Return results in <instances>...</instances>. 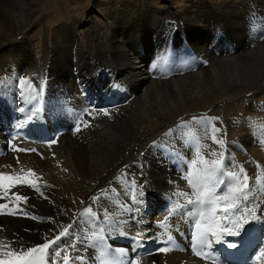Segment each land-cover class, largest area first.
I'll return each mask as SVG.
<instances>
[{
  "label": "bare ground",
  "instance_id": "bare-ground-1",
  "mask_svg": "<svg viewBox=\"0 0 264 264\" xmlns=\"http://www.w3.org/2000/svg\"><path fill=\"white\" fill-rule=\"evenodd\" d=\"M179 1L184 3L182 13L172 18L181 16L190 25L201 28L202 4ZM259 1L264 12V0ZM23 2L19 6L12 0H0V62L4 64L0 66V77H3L0 84V112H3L0 113V175L20 177L23 181H31L36 188L21 180L15 186L0 188V205H8L0 212V260L10 259L3 254L7 251L19 252L52 242L60 234H53L52 239L47 238L48 234L60 225L61 232L66 235L50 243L43 264H65L66 260L67 264H215L210 258L202 260L194 256L191 251L195 222L200 212L211 207L208 203L200 206L197 199L206 190L205 166L197 163L189 167L198 159L196 152L199 151L200 157L209 162L219 159V155L213 153H223V163L214 178L223 183L216 187V195H223L232 183L225 175L227 172H239L243 168L240 178L243 180L246 176L248 180L245 193L248 200L241 199L236 212L251 209L249 214L256 217L251 227L254 238L246 242L242 255L229 256L228 261L231 264H264L259 234L264 230V102L247 103L245 99L239 114L226 112L224 123L220 119L206 118L208 123L219 124L216 133L213 128L207 129L206 122L188 120L194 125L187 129L181 124L182 120H173L163 131L148 138L139 137L140 129L149 120L206 94H223L226 84L259 90L257 96L264 94V44L257 43L252 49L254 41L243 40L233 48L234 54L224 51L220 54L223 57H214L213 66L209 64L213 79L207 76L209 71L200 67V60L195 63L192 60L191 70L197 68L195 72L156 81L152 77L164 66L154 67L155 59L147 66L151 53L148 38L136 39L125 29L124 21L128 19L114 3L111 8L94 3L86 26L94 17L101 19L103 25V38L98 39L95 53L80 42L79 30H84V26L74 21L52 31L51 57L47 49L38 65L30 57L29 43L17 41V36L30 26L34 16L33 4L29 0ZM136 4L124 3L122 7L133 8ZM140 4L138 11L150 10L153 5L151 0H141ZM203 4L206 6L203 11L224 15L228 20L240 15L238 12L242 11L245 1L209 0ZM165 9L168 10L167 5L162 11L155 8L149 15L155 34L167 23ZM142 48L148 53L146 60L138 53ZM56 58L58 61L54 65ZM60 60L64 61V68L57 69ZM107 70L113 81L100 86L101 92L105 98L115 94V103L102 106L103 111H109L107 115L93 113L81 91L86 95L92 93L91 80ZM35 71L38 77H33L34 82L24 79ZM116 80L123 86L121 93L119 88H112ZM77 81L79 89L75 86ZM90 95L88 101L92 106L94 94ZM116 103L125 106L114 108ZM213 137L223 140V146L214 142ZM188 172L193 173L191 183ZM136 185L143 186V198L139 196L141 188ZM16 195L27 197V200L15 201ZM81 198L90 200L89 204L86 201L87 207L85 203L78 204ZM63 199L73 208L83 207L79 212L75 208V221L73 215L69 219L60 215L65 207ZM141 199L143 203H138ZM37 206L42 207L41 214ZM90 210H94V214L88 220L85 213ZM9 213H14L11 214L14 218H3ZM92 217L101 222L104 235L94 225ZM98 236L105 237L107 249L104 253L100 251L103 247ZM121 239L130 241L122 244ZM147 241L158 245L167 242L168 251L135 258L136 247ZM220 248L221 245L213 243L212 248L205 251L216 253ZM234 251L228 249V252ZM219 259L223 261L224 258L220 256Z\"/></svg>",
  "mask_w": 264,
  "mask_h": 264
},
{
  "label": "rangeland",
  "instance_id": "rangeland-1",
  "mask_svg": "<svg viewBox=\"0 0 264 264\" xmlns=\"http://www.w3.org/2000/svg\"><path fill=\"white\" fill-rule=\"evenodd\" d=\"M12 1L13 3L18 4L19 6H22L24 4L23 0H12ZM29 1L30 3L33 4L34 16L32 17V22L30 26L27 29H25L22 32V34L17 36V41L20 42L26 41L29 43L30 50L32 51L30 57L31 59H33V61L38 62V65H40L42 58H44V54L47 49L48 51H50L49 56L51 57V50L54 49L53 40H52V31L59 26L73 23L74 21H76L79 26H84V30L83 29L79 30L80 42L83 44L85 48L90 47V49H93L92 53H95L94 48L97 46V43L99 42L98 39L103 38V31L101 30L102 22H100L101 19L94 17L93 21H91V24L88 27L86 26L87 20L89 18V13L91 11V6L94 3H101L102 5L108 8H111V4L114 3L115 8L119 9V11L122 13V16L128 19L124 21L125 29L133 33V36L136 39L146 38V37L148 38L147 40L149 43V48L151 53L148 56V53H146L145 50H143V48L140 49L138 53L145 60L148 56L147 66H150V64L153 62L154 59L156 60L154 63V67L164 66L162 70H159L158 75H154L152 77V79L156 81H161V80L166 81L171 78L185 76L188 73H193V71L195 72L197 68L196 69L194 68L193 71L191 70V68L196 60L197 61L200 60V62L198 61L200 63V67L204 68V70L206 69L207 71H209L207 76L210 79L211 78L213 79V77L211 76V72L209 70L210 67L209 64L211 65L212 63L213 66L214 57L220 58L222 56L220 54L223 53L224 51H227L226 54L228 55L234 54L235 52L233 51L234 50L233 48H236L238 45H240L239 43L243 40H244L243 42H246L248 41V39H252L254 41V43L251 46L252 49L256 48L255 46H257V43L264 44V12L259 7L260 6L259 4H261L259 0H253V1L249 0L250 2L248 0H244L245 4L242 6V11L238 12L240 13V15L237 18L234 19L229 18L228 20L227 18H224L225 17L224 15L220 16L216 13H213L212 11H203V9L206 7L203 4V1H209V0H191V3L195 1V3L197 4H202L200 14L202 16L201 19L203 20V22H199V24L201 23V28L196 27L193 24L190 25L186 20L184 21V19H182L181 16L179 18H175V17L172 18L174 15H179L180 13H182L184 3H181L179 0H151L153 4L152 7H150V10H148V8H144V11H138L141 8V4H140L141 0H29ZM133 2H137L136 6H133V8H126L124 6L122 7V4L124 3L132 4ZM246 3H248L249 5ZM164 4L167 5L168 7V10L166 9L164 10L166 14L165 21L167 23H163L161 27L158 29L157 34H155L151 26L152 21H149L151 19L149 15L151 14V12L154 11L155 8L157 10L162 11V9H164L165 7ZM121 7L124 8L125 10L121 11ZM106 22L109 23L108 20ZM126 22L129 24H127ZM154 26L158 27L157 24H154ZM145 29H146V33H144ZM153 38H156L154 42H153ZM210 38L213 39V44L211 41H209ZM213 49H217L218 52H215ZM163 54H165L164 59L160 58V56H162ZM200 54L203 57H206V60L209 59V61H206L204 58H202ZM205 54H208V56H205ZM192 60H194V63ZM56 61H58L57 58L56 60L54 59V65ZM60 61L58 63L57 69L64 68L62 67L64 61H61L62 63H60ZM205 61L207 62V65H203L204 63H206ZM3 65H4L3 62L1 61L0 66ZM37 74H38L37 71H35L34 73H29L25 76L24 79L25 80L30 79L29 81L34 82L35 79H33V77L34 78L38 77ZM114 75H116V73H114ZM2 80L3 77L1 76L0 84ZM110 81H113V76L112 74H110L109 71L100 72V76L95 77L94 79L91 80L93 86L92 92L94 91L93 93H98L99 96H101L102 92H101V87L99 88V86H102L103 84H105L106 86V84L109 83ZM78 83H79L78 81L75 82V86L76 84L79 85ZM113 84H112V88L114 87L113 90L115 89V87H117L120 89V93L124 91L123 86L119 83V81L116 80ZM226 86H227L226 90L223 94L220 92H215L213 94H206L202 98H199L183 106L179 105L177 107L169 109L168 111L165 112V114H162L160 116L155 117L152 120H149L147 124H144L142 126V128L143 127L144 128L140 129L141 132L139 134L140 139L148 138L155 133L163 131L164 126H166L170 121L173 120H179V121L182 120L183 122L181 124L184 127H186L187 129L188 128L192 129V126L194 124L188 122V120L195 121L198 119L200 122H205V119L207 118L205 114H213V116L215 117L210 116L208 117V119L210 120L212 118H214L215 120L220 119L221 123H224L226 112H228V114L230 115H233L241 111L240 108H242V106L244 105L245 99L247 100L246 101L247 103L251 101L253 102L259 101L260 103L264 102L263 93H260L261 95L257 96L259 90L257 91L256 89H252L247 86L239 85V84H230V85L226 84ZM76 87L78 88V86ZM251 93L253 94L252 96ZM81 94H82V98L85 99L86 104L88 103L87 107L92 109V106L90 105V101H88V99H90L91 93L88 92L87 94L89 95H85L81 91ZM115 98H116L115 94H113L111 98L110 97L105 98L104 96H102L101 97L102 103L101 102L100 103L102 104V106L104 105L105 107H108L111 106L113 103H115L114 102ZM117 103H119V101ZM117 103L115 104L116 106L114 108H121L125 106L122 104L118 105ZM228 107H230V109H228ZM101 109H102L101 113L105 114L109 112V111H103V108ZM195 116H199V117L196 118ZM205 124L207 125L208 123L206 122ZM209 124L212 125L211 127L215 130V133L216 130H219V124L217 122L211 121V123ZM214 145L216 146V143H214ZM256 145L258 146L259 143H257ZM217 147L219 148V145ZM35 153L36 152L34 151V149H32V154ZM33 156L37 157V155H33ZM42 187L50 188L49 186L46 187V185H42ZM199 189L202 191L204 190L201 187ZM71 190L73 191V188H71ZM87 198H85L86 199L85 201L81 198L79 202L78 201L76 202H78V204L80 205L83 203H85L86 205L87 203L86 201H88L89 204L90 200ZM63 201L65 203L64 205L65 207H63V209L61 210L60 215L65 219H69V217L73 215L72 220L75 221L74 218L76 219V215L73 214L75 208L76 211L79 212V210L83 209V207L79 208L80 206H78L73 208L74 206H72V204L71 205L68 204L69 202H67L65 199H63ZM76 202H72V203H76ZM194 204H196V201ZM87 206L88 205H86V207ZM36 210L39 214L42 213L41 206L40 207L37 206ZM86 210L88 211L87 208ZM89 212L85 213L86 214L85 217L88 220H90L92 214H94V210L92 211L90 210ZM134 214L135 213H133V216H135ZM85 217L83 218V220H86ZM3 218L6 219L9 218L8 220H11L12 218H14V216L9 214L8 215L4 214ZM92 219H94V217H92ZM94 224L101 226V222L98 221H95ZM99 228L101 229V227ZM60 233H61V226L58 225L53 231L49 232L47 238L52 239L53 234H60ZM68 234H72V233H68ZM97 239H100L99 236L97 237ZM101 240H103V238ZM54 241L56 242L57 238L54 239ZM81 246L83 248H86L83 243ZM64 247H66V245ZM103 247L105 246L103 245Z\"/></svg>",
  "mask_w": 264,
  "mask_h": 264
},
{
  "label": "snow or ice",
  "instance_id": "snow-or-ice-1",
  "mask_svg": "<svg viewBox=\"0 0 264 264\" xmlns=\"http://www.w3.org/2000/svg\"><path fill=\"white\" fill-rule=\"evenodd\" d=\"M21 83L27 84L29 82L21 81ZM79 130L78 127L77 131ZM213 140L220 146L224 144L223 140L217 141L215 137H213ZM196 155L198 159L192 161V165L189 167L197 163L203 164L205 166L203 179L207 182L205 185L206 190L199 194L197 199L200 200L201 204L208 203L211 207L207 211L200 212V218L195 222V230L191 233V251L194 256H198L202 260L210 258L215 261V264H225V262L231 264V261H228V257L242 255L246 239L251 231L250 228L245 229V225H247L251 219L256 218L254 214H249L251 209L241 210L239 213L236 212V209L240 208V200H248L247 195H245L248 188V180L246 176L243 180L240 178L243 175V168H241L239 172H227L225 175L232 183L229 185L227 192L223 195H216V187L223 183V181L216 182L214 179L215 173L220 170L223 163V153H213L214 156L219 155V159H214L211 162L203 160V158L200 157L199 151L196 152ZM29 175H32V173L29 172ZM192 175V172H188L189 183H191ZM18 180H21V178L0 175V188L6 189L9 186H15ZM21 182L27 183L32 188H36V185L32 184L31 181L21 180ZM135 187L141 188L139 196L143 198L145 195L143 186L136 185ZM133 195L135 197V192ZM22 200L26 201L27 197L21 195L15 196V201ZM137 202L143 203V200L141 199ZM222 204L223 206H221ZM7 207V204L0 205V212ZM9 214L11 215L14 213ZM65 235L66 232L60 233V237ZM60 237H57V240H59ZM209 237L212 239L210 240ZM226 237H238V239L227 240L225 239ZM50 243H55V241ZM50 243H44L39 247H30L19 252L7 251L3 254L10 259L0 260V264H43L46 250L50 248ZM213 243L221 245V248L217 250L216 253L205 251V249L212 248ZM224 245H226V247H224ZM228 249H235L236 251L228 252ZM160 251L167 252L168 248H161ZM56 255H60V253L56 252ZM220 256H223V261L219 259ZM65 264H67V260Z\"/></svg>",
  "mask_w": 264,
  "mask_h": 264
}]
</instances>
